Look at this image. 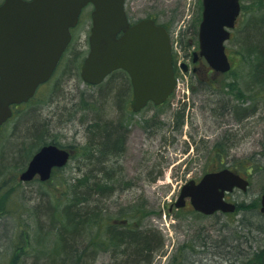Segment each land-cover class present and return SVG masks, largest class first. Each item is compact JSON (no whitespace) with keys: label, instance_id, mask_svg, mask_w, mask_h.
Listing matches in <instances>:
<instances>
[{"label":"rangeland","instance_id":"1","mask_svg":"<svg viewBox=\"0 0 264 264\" xmlns=\"http://www.w3.org/2000/svg\"><path fill=\"white\" fill-rule=\"evenodd\" d=\"M243 2L244 6L249 8L242 13L234 37L226 42L233 63L232 72L220 74L214 79L213 82L217 86L210 91L205 85L207 83L201 78L198 79L191 73L185 75L182 69L177 67L180 86L171 101L157 109L163 125L156 134L148 135L141 131L140 127H144L143 123L149 116L130 111L132 88L126 79L117 76L109 83L107 81L106 84L105 81L97 86L83 80L80 67L89 50L90 20L87 15L90 8L84 11L81 25L75 30L73 46L62 59L52 79L46 85L40 86L39 93L29 104L17 109L18 113L8 123L0 138V202L11 209L13 214H0V264H12L14 259H17L15 264H65L59 228L55 227V223L56 207H61L68 200L64 198L59 201L57 198L65 196L64 190L68 184L78 182L89 169L93 170L95 177L90 182L94 185L104 184L103 180L98 179L101 177V173L96 170L99 163L89 161L96 156L90 154L91 158H87L83 145L89 143L92 137L87 132V126L91 119L95 118V114L100 112L98 99H102L110 89L121 85L123 82L120 81H124L127 86L123 87V98L118 99V110L116 112L110 103H106L104 114L107 118L116 117L119 125L137 126L133 127L128 139V152L124 156L122 152L111 161V164L114 161L113 168L121 179L116 178V183L111 181L114 183V186H111L114 187L113 193L110 192L106 201L101 202V208L108 214L104 218V225L120 223L126 215L137 210L135 213L142 217L139 221L143 227L157 228L164 235V252L155 257L154 264H167L169 258L178 250V255L181 253L180 245L195 236L196 241H200L198 238L209 234L210 231L209 235L214 241L222 234L228 235L226 230L230 232L242 228L241 219L245 216L255 227L250 235L252 245L250 246L249 241L241 240L238 241L237 249L244 250L242 245L246 248L250 246V249L255 251L264 249V232L257 231L262 229L260 227L264 228V218L256 209L251 210L252 207H260V198L264 192V84L258 82L255 66L257 61H254L255 56L251 55V50L242 43L241 38V30L249 23L251 17L254 20L264 18V2L261 5L259 1L256 3V0ZM126 9L132 20L152 16L170 26L178 61L190 62V52L194 48L185 47V44L188 40L196 41L199 21V6L196 0H126ZM243 49L244 55L241 54ZM261 76L264 78V74ZM191 86L202 88V91L199 95L193 94ZM184 93L185 96H182ZM84 100L93 102L86 110L80 109L84 106ZM184 100L188 103L197 101L198 107L190 109L189 124L177 131L173 128L170 117L176 110L174 104ZM243 110L250 115L244 120L237 119ZM154 112L155 108L152 107L148 113ZM31 120L35 121L32 126L40 121L49 123L45 135L48 141L55 138L66 147L74 146V156L65 167L55 171L48 182H41L39 179L22 182L19 179V174L35 152L34 146L40 142L31 140L19 154L17 149L8 150L14 142H19V139L26 135L23 130L29 127ZM172 137L176 140H172ZM150 144L152 147L149 150L147 146ZM91 148V153L94 154L95 145L91 144ZM220 162L250 180L251 185L247 191L236 190L232 195L238 205L245 204L250 210H242L244 206L238 214H229L227 217L221 214L203 216L194 212L189 215L179 212L178 217H175L176 213H169V205L176 198L180 186L192 177L200 178L206 171L219 169ZM103 165L106 169L107 166L110 167L109 163ZM160 169L162 174L153 181L152 177ZM44 208L47 214L41 216V210ZM144 212L149 214L145 216ZM166 222L171 225L170 230L167 229L169 227ZM104 225L98 228L99 233H104ZM223 225L226 227H223L221 234L217 233L218 228ZM102 234L98 240L104 237ZM81 240L83 238H79L77 242ZM84 241L86 245L88 240ZM92 249L90 246L80 257L85 261L72 257V260H67L68 264H77L74 261L79 264H118L117 260L122 259L111 247L98 249L96 254ZM211 254L210 250L209 257ZM197 256L206 257L208 253L190 254L188 251L189 264H192L191 260L195 262ZM239 259L232 258L231 261L224 260L216 264H231Z\"/></svg>","mask_w":264,"mask_h":264},{"label":"water","instance_id":"2","mask_svg":"<svg viewBox=\"0 0 264 264\" xmlns=\"http://www.w3.org/2000/svg\"><path fill=\"white\" fill-rule=\"evenodd\" d=\"M92 2L93 26L90 52L82 65V77L91 84L101 83L112 71L125 69L134 86V110L153 100L164 102L173 91L176 78L172 46L167 30L151 18L130 26L125 0H5L0 5V129L12 116L11 105L29 100L38 86L54 72L71 41V27L84 6ZM200 24V53L217 71L231 67L225 41L231 36L240 13L239 0H203ZM123 31L120 37L118 33ZM71 152L56 144H46L21 173L24 181L37 174L51 177L53 168L67 164ZM249 181L230 169L206 173L199 183L184 187L180 199L192 197L195 208L212 214L235 211L224 200L234 187L247 189ZM264 213V194L261 197Z\"/></svg>","mask_w":264,"mask_h":264},{"label":"trees","instance_id":"3","mask_svg":"<svg viewBox=\"0 0 264 264\" xmlns=\"http://www.w3.org/2000/svg\"><path fill=\"white\" fill-rule=\"evenodd\" d=\"M258 1L259 5L264 2V0H256V3ZM248 8L244 6V10ZM241 33V38L243 40L242 43L251 50V55L255 56L254 61H257L255 65L257 70V80L260 84H264V78L261 76V74H264V18L262 20H254L251 17L249 23L243 28V30H241ZM244 53L245 51L243 49L241 54L244 55ZM117 76L121 79H126L128 84L130 83L128 74L124 70H117L112 73L109 79L106 80V84L107 81L109 83L110 80ZM120 83L121 85H117L110 89V91L104 95L105 97L103 96L104 98L101 97L102 99H98L100 105L98 107L100 112L95 114V118L91 119L87 126L88 134L92 135L89 140L90 144L87 142L85 145H83L85 150L84 155H86L87 158H91V155L96 156L93 157L92 160L89 159V161H95L99 163V170H96L98 173H101V177L99 176L98 179L103 180L104 184L99 185L100 183H96L94 185L91 183L90 180L95 179V177L92 173L93 170L89 169V172L87 171L84 175H82V177L78 179V182H72L68 184L67 189L64 190L66 197L62 195L57 198L59 201L63 200L64 198H67L68 200L61 207H59L60 205L56 207L57 223H55V227L59 228L58 234L60 235L62 241L61 247L62 254L65 257V264H68V261H70L72 257L78 258V261H85L81 260L80 257L84 252L87 251V249L90 248V246L93 248L91 251L95 252V254L97 253L98 249H110L111 247L115 254L121 255L120 258L122 259L117 260L118 264H154L155 257L161 254V252H164V235L157 228L143 227L139 221L142 217L139 216L138 213H135L137 210H135L133 214L129 213L126 215L120 223L118 222L119 224L108 223L104 225V218L107 217V214L101 208L103 205L101 202L104 203L109 194L113 193L112 191L114 190V187L111 186H114V183H116V180L119 177L116 175L118 172H116L115 168L107 166L106 169L105 165L103 164L110 163L113 158L117 157L119 154H122L123 149L121 143L124 139L123 130L116 117L113 119L107 118L104 112L106 109V103H110V106L117 112L118 109L116 108H118V99L123 98L122 94L125 93V89L123 87L127 86L124 84V81H120ZM104 99H107L108 101H104ZM82 103L84 105L83 108H80L82 110L90 108L93 104V102H87L85 100ZM16 113L18 112L16 111ZM249 115L250 113H247L243 110L242 113L237 116V119L244 120ZM32 122L34 123L35 121L31 120L28 125L29 127L23 130V133L25 132L24 134L28 135H25L22 137V139H19V142H14L13 146L9 147L8 150L12 151L13 149H17L19 154L22 149L26 148L25 146L31 140L40 142L36 146L33 145L35 147L34 151L39 149V147L43 144L49 142L62 145L58 143L57 139L55 138L51 139L50 141H48L49 139H45L49 123L47 124L45 121H40L32 126ZM8 123L3 127L2 133L6 130ZM21 140L22 142L20 143ZM18 143L20 144L18 145ZM91 144L93 146L95 145L96 150H93V152H95L94 154L91 153ZM69 148L74 151V146L71 145ZM217 154L220 155V152L217 151ZM58 170L59 169L56 171ZM161 172L162 171L159 170L156 173L157 175H154L152 179L155 180L157 176L161 174ZM111 181L114 183H111ZM98 204L101 205L98 206ZM94 205H96V208ZM244 206L245 208H243ZM241 209L246 211L250 210L245 204L239 205V212ZM253 209H256V211L264 218V215L260 212V210H258L259 206L252 207L251 210ZM41 212H43L41 216H45L47 214L46 208L42 209ZM7 213L13 215L11 209L9 210L3 202H0V214L4 215ZM144 214L147 216L149 213L144 212ZM241 224L242 228L239 227V229H233L230 232L229 230H226V232L229 233L228 235L225 236V234H222L220 237L214 239V241L211 240L212 237L209 235L211 234L210 231L209 234L198 238L200 241H196L197 237L195 236L194 239H190L189 241L181 244L179 247L182 250L181 253L178 255V250L172 257L169 258L167 264H189L187 259L188 251L190 254H196L200 252H203V254L205 252L208 253V256L206 257L197 256L198 259L195 260V262L194 260H191L192 264H216L221 263L224 260L231 261L232 258H236L235 249L239 247L238 241L246 240L251 243L250 235L255 230L254 225L249 222V219L246 218V216L245 218L241 219ZM101 225L105 226V231L103 234L98 232V228ZM245 225L247 228H245ZM223 227L225 228L226 226L223 225L222 227H219L217 233L221 234L220 232L223 230ZM260 228L262 229L256 228L257 231L264 232V228ZM100 234L104 235V237L98 240ZM79 238H83V240H81V242H77ZM84 239L88 240L86 245ZM251 245L252 243L250 246ZM242 246L245 248L244 250L240 251L243 257H241L239 261L231 262V264H264V249L261 250V248H259L258 251H255L250 249V246H248L250 250L246 248L245 245ZM210 250L212 254L209 257ZM95 256L96 255H94V257ZM261 259L263 260L261 261ZM16 260L17 259H14L12 264H15ZM78 261L74 262L79 264ZM48 264L50 263L48 262Z\"/></svg>","mask_w":264,"mask_h":264},{"label":"flooded vegetation","instance_id":"4","mask_svg":"<svg viewBox=\"0 0 264 264\" xmlns=\"http://www.w3.org/2000/svg\"><path fill=\"white\" fill-rule=\"evenodd\" d=\"M196 4L197 6H199L198 9V13H199V17H200V12L202 11V0H196ZM88 16V15H87ZM89 18V16H88ZM82 22V21H81ZM80 22V25H81ZM135 22L131 21V24H133ZM198 37V35H197ZM191 42L195 43V39L190 40ZM198 47H195L194 52L197 51ZM175 51L173 50V59L174 62L176 60V55H175ZM186 72H189L191 74H194L198 77V79H202L204 81H211V83L205 84L207 85L208 89L211 91L214 88H216L217 85H215V83L213 82L214 79L218 78L219 76L216 74V72L211 68V66L208 64V62L205 60V58L201 55L197 54H193L190 62H187V65L184 67ZM211 87V88H210ZM192 88V93L193 94H200V92L202 91V88H195L194 86H191ZM219 88V87H218ZM217 88V89H218ZM216 89V90H217ZM204 90L206 91V86H204ZM194 96V95H193ZM132 98H133V94H132ZM171 100L167 101L166 103L170 102ZM165 103V104H166ZM175 103V102H174ZM173 103V104H174ZM130 105V111H132L134 114H140L143 113L141 116H149V119L143 123L144 127H140L141 131H145L146 134H156L159 129L160 126L163 125V122L161 121V114L159 112H157V109L162 108L165 104L163 105H159V106H149L147 108H143L142 110H140L139 112H134L132 109V99L129 103ZM197 104V105H196ZM174 105L176 110L173 111L172 116L170 117L172 119V123L173 124V128H175L177 131L181 130L184 125H188L189 121V112L191 108H195L198 107V103L197 101H194L193 103H188L187 100L184 101H177ZM154 107L155 108V112L152 114H149L148 112L151 110V108ZM187 109V110H186ZM129 110V109H128ZM164 114V113H163ZM137 126V124L134 125H129V124H125L123 125L124 128H126V133H124V139H123V144H122V152H123V156L125 155L126 152H128L129 147L127 146V142L128 139L130 138L131 135V131L133 130V127ZM150 137V136H149ZM176 140L175 137H172V140ZM152 147V144L148 145L147 148L150 150V148ZM143 148V147H142ZM188 148V146L186 147ZM144 151V150H143ZM137 158H134V160H136ZM220 167H229L227 164H224L223 162L219 164ZM191 179H196L192 177ZM188 180H186L184 183H186ZM184 183L180 186L182 188V186L184 185ZM181 189L179 190V193L176 195V199L180 194ZM192 204L190 203L189 199H187V202L185 204V206L182 207H178L175 203V200H172V202L169 205V212H187L189 209L190 211L193 210L192 208Z\"/></svg>","mask_w":264,"mask_h":264},{"label":"bare ground","instance_id":"5","mask_svg":"<svg viewBox=\"0 0 264 264\" xmlns=\"http://www.w3.org/2000/svg\"><path fill=\"white\" fill-rule=\"evenodd\" d=\"M121 126V128H122V130H123V132L124 133H126V128H124L122 125H120ZM124 141H125V139H124ZM121 144H123V142L121 143ZM110 164V167L111 168H113L114 166H113V164H114V161H113V164H111V162L109 163ZM97 170H99V168L97 167ZM118 179H121V178H118ZM128 184V182H126V185ZM108 215V214H107ZM221 215H226V213H221ZM235 257H236V259H239L240 258V256H241V253H240V250L239 249H235ZM233 257V256H232Z\"/></svg>","mask_w":264,"mask_h":264}]
</instances>
